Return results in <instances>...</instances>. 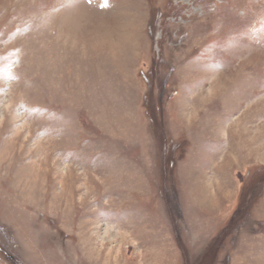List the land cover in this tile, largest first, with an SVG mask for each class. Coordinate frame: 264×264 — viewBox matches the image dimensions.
<instances>
[{
  "label": "rangeland",
  "instance_id": "rangeland-1",
  "mask_svg": "<svg viewBox=\"0 0 264 264\" xmlns=\"http://www.w3.org/2000/svg\"><path fill=\"white\" fill-rule=\"evenodd\" d=\"M0 264H264V0H0Z\"/></svg>",
  "mask_w": 264,
  "mask_h": 264
},
{
  "label": "snow or ice",
  "instance_id": "snow-or-ice-1",
  "mask_svg": "<svg viewBox=\"0 0 264 264\" xmlns=\"http://www.w3.org/2000/svg\"><path fill=\"white\" fill-rule=\"evenodd\" d=\"M107 3V0H105V4Z\"/></svg>",
  "mask_w": 264,
  "mask_h": 264
}]
</instances>
